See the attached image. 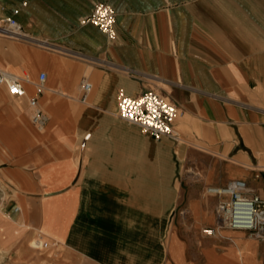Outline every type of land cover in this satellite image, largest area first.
I'll use <instances>...</instances> for the list:
<instances>
[{"label": "crops", "instance_id": "obj_1", "mask_svg": "<svg viewBox=\"0 0 264 264\" xmlns=\"http://www.w3.org/2000/svg\"><path fill=\"white\" fill-rule=\"evenodd\" d=\"M6 1L1 15L18 8L24 31L53 46L0 43V68L27 78L30 96L46 74L48 117L38 130L28 97L0 85V226L15 223L0 245L32 226L70 264H264V240L248 231H203L226 198L211 188L245 179L264 196V0ZM98 1L116 11L112 40L80 24ZM149 90L180 108L179 140L117 116L119 92Z\"/></svg>", "mask_w": 264, "mask_h": 264}, {"label": "built area", "instance_id": "obj_2", "mask_svg": "<svg viewBox=\"0 0 264 264\" xmlns=\"http://www.w3.org/2000/svg\"><path fill=\"white\" fill-rule=\"evenodd\" d=\"M22 2V5H25ZM5 3L0 0V12L5 9ZM18 8L12 11L11 15L0 14V29L7 34L18 36L20 39H27L36 42L40 46L52 47L53 44L46 39H38L26 33L14 15ZM80 24H92L96 26L108 40L116 37V11L107 3L98 1L94 4L91 12L84 17ZM92 62L111 67L112 63L97 58H90ZM46 74L41 72L38 80L34 82L35 95L28 97L31 122L37 128H44L48 117L39 106L37 94L41 93L45 86ZM24 78L0 68V85L7 87L12 96L22 97L26 95ZM92 84L87 79L82 80V101H86ZM181 114L180 108L168 97L149 90L142 94L131 96L119 92L117 101V116L129 123L135 124L143 132L150 133L154 139L159 140L169 137L174 140L180 139L179 132L174 128L175 119ZM89 134L85 136L88 139ZM84 146V143L82 144ZM264 173V166L260 168ZM214 192L226 196L215 206V214L218 224L215 227L204 228L206 234L218 232L221 228L242 229L248 231L257 239L264 240V196L253 194L250 191L245 179H232L226 187L213 189ZM18 207H15L17 210Z\"/></svg>", "mask_w": 264, "mask_h": 264}, {"label": "rangeland", "instance_id": "obj_3", "mask_svg": "<svg viewBox=\"0 0 264 264\" xmlns=\"http://www.w3.org/2000/svg\"><path fill=\"white\" fill-rule=\"evenodd\" d=\"M2 2L6 4L7 1L2 0ZM20 41L30 45H38L31 40L9 38L0 33V43L2 45H14ZM5 51H9L6 54L7 58L13 60L18 57L16 53L10 52V48ZM25 73L28 72L25 71ZM7 96L11 101L23 105L27 109V101L25 98L16 99L8 94ZM13 226H15V223L7 219L4 225L0 226L1 233H5L8 237H13ZM26 229L28 230L27 234L16 244L11 246L0 245V264H70L68 253L62 243L49 238L45 233L32 226L31 229L30 226H26Z\"/></svg>", "mask_w": 264, "mask_h": 264}, {"label": "bare ground", "instance_id": "obj_4", "mask_svg": "<svg viewBox=\"0 0 264 264\" xmlns=\"http://www.w3.org/2000/svg\"><path fill=\"white\" fill-rule=\"evenodd\" d=\"M0 32L5 33V32L2 31L1 29H0ZM6 34H7V33H6ZM17 37H18V36H17ZM18 38H19V37H18ZM24 79L27 80V78H25V77H24ZM34 88H35V87H34ZM26 96L29 97L30 95L26 92ZM39 129H40V128H39ZM42 129H43V128H42ZM211 191H213V190H211Z\"/></svg>", "mask_w": 264, "mask_h": 264}]
</instances>
